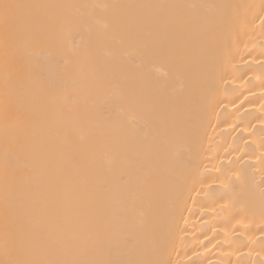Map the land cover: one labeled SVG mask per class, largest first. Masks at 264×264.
<instances>
[{"label":"bare ground","instance_id":"1","mask_svg":"<svg viewBox=\"0 0 264 264\" xmlns=\"http://www.w3.org/2000/svg\"><path fill=\"white\" fill-rule=\"evenodd\" d=\"M0 264H264V0H0Z\"/></svg>","mask_w":264,"mask_h":264},{"label":"snow or ice","instance_id":"2","mask_svg":"<svg viewBox=\"0 0 264 264\" xmlns=\"http://www.w3.org/2000/svg\"><path fill=\"white\" fill-rule=\"evenodd\" d=\"M8 6L7 5H5V8H7Z\"/></svg>","mask_w":264,"mask_h":264}]
</instances>
